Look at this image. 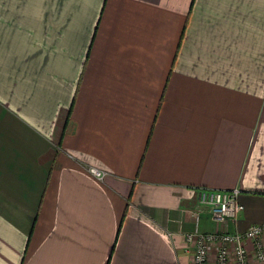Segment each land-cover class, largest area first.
<instances>
[{"label":"crops","instance_id":"0c3cea01","mask_svg":"<svg viewBox=\"0 0 264 264\" xmlns=\"http://www.w3.org/2000/svg\"><path fill=\"white\" fill-rule=\"evenodd\" d=\"M234 188L263 223L264 0H0V264H192Z\"/></svg>","mask_w":264,"mask_h":264},{"label":"built area","instance_id":"2783aa9c","mask_svg":"<svg viewBox=\"0 0 264 264\" xmlns=\"http://www.w3.org/2000/svg\"><path fill=\"white\" fill-rule=\"evenodd\" d=\"M90 173L98 180L105 176L94 168ZM238 197L236 188L197 192L199 206L207 210L216 228L210 233L195 230L184 234L192 264H264V222L250 225L244 231L230 230V224L235 225L243 212ZM248 244L252 246L250 250Z\"/></svg>","mask_w":264,"mask_h":264}]
</instances>
